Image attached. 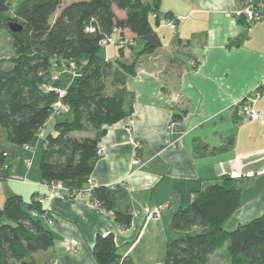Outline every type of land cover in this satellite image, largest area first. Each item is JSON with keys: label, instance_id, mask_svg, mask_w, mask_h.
Returning <instances> with one entry per match:
<instances>
[{"label": "crops", "instance_id": "obj_1", "mask_svg": "<svg viewBox=\"0 0 264 264\" xmlns=\"http://www.w3.org/2000/svg\"><path fill=\"white\" fill-rule=\"evenodd\" d=\"M246 5V0H160L164 24L157 34L169 35L160 34L161 47L140 58L134 76L116 66L107 82L109 95L120 90L130 95L131 114L105 128L88 179L92 185L86 182L73 195L65 185L49 189L41 182L40 161L33 164L35 148L7 146L9 172L0 180V209L14 195L26 204L32 198L41 202L45 216L39 218L52 233L53 246L35 255L40 264H96L95 238L107 234L114 236L118 255L132 264H163L166 242L180 235L170 230L172 216L223 177L235 180L241 192L229 228L264 214V16L246 25L234 17ZM168 21L175 23L173 29ZM121 38L126 45L119 59L130 64L138 52L132 55L127 48L136 39L128 31L111 39ZM57 76L65 83L66 74ZM258 87L253 106L260 119L252 121L235 104ZM63 113L68 111L52 116ZM173 116L178 121L170 129ZM49 124L36 136L42 151ZM98 186L129 195L133 217L127 229L91 201ZM159 205L166 206L160 218L146 220L145 211Z\"/></svg>", "mask_w": 264, "mask_h": 264}, {"label": "trees", "instance_id": "obj_2", "mask_svg": "<svg viewBox=\"0 0 264 264\" xmlns=\"http://www.w3.org/2000/svg\"><path fill=\"white\" fill-rule=\"evenodd\" d=\"M8 1L0 0V27L10 37L15 54L0 61V177L8 178L9 171L3 169L9 157L7 146H28L60 102L71 120L57 122L55 134L44 137L39 171L42 184L61 183L73 195L83 189L93 171L105 128L131 114L129 94L124 90L107 93L114 68L134 76L140 58L161 47L156 31L161 24L160 0H77L66 6L60 0H22L14 19L6 15ZM114 9L123 16L118 17ZM9 23L20 25L22 31L11 32ZM124 31L141 40L142 49L130 64L123 63L119 59L123 55L121 38L117 43L119 58L106 60L100 55L102 41ZM61 61L68 69L73 64L77 74L69 83L55 75ZM53 76L57 80L53 81ZM68 78L73 79L71 75ZM57 89L64 94L59 96ZM172 121L176 123L178 117L173 116ZM90 199L112 212L121 229L130 226L133 211L126 192L98 186L92 188ZM240 202V189L231 178L223 177L197 191L191 203L170 220V230L180 235L166 242L163 264H213V256L221 251L227 264H264V214L233 230L225 229ZM42 216L45 211L34 198L27 204L17 195L4 201L0 209V264H40L35 255L53 246L52 233L43 226ZM92 254L96 264H132L118 255L112 234L97 235Z\"/></svg>", "mask_w": 264, "mask_h": 264}, {"label": "rangeland", "instance_id": "obj_3", "mask_svg": "<svg viewBox=\"0 0 264 264\" xmlns=\"http://www.w3.org/2000/svg\"><path fill=\"white\" fill-rule=\"evenodd\" d=\"M21 1L22 0H9L8 1L9 9H8V13L6 15H7V17L9 19H14L15 18V9H16V7L18 6V4ZM74 1H77V0H60L62 6H66L67 4H69L71 2H74ZM114 11H115V13H116V15L118 17H122L123 16V14L120 11H117L116 9H114ZM59 12H60V10L58 9L50 17V20H49L50 23H53L54 19L58 16ZM160 20H161V25H163L164 24L162 22L163 21V18H160ZM156 31H157V29H156ZM158 33H159V36H160V34H162V33H166V34L169 35L170 32L169 31L165 32L163 30H160V31H158ZM118 42H116V43L114 42L112 44L110 43L107 46L102 47L101 48V51H100V55L101 56H104L105 55V52H106L105 48H107V51H108V54H107V58L108 59L107 60L114 62L115 59H118L119 58V55H118V53H119V51H118L119 46L117 45ZM143 44L144 43L141 40L136 39V45L133 46L131 50L129 48H127V50H128V52L132 53V55H135L137 52H139L142 49ZM14 54H15V51H14V48H13V46L11 44L10 37L7 35L4 27H0V61H6L9 58L13 57ZM127 62H129V61H127ZM65 64H67V63L64 62V61H61V64H60L59 68L56 70V74L55 75H57V74L59 75L61 73H64V74H66L68 76V75L71 74L72 76H74L73 79L68 78L65 81V83H69V82H71L72 80H74L77 77V74H74L73 69H71V68L69 69V71L71 72L70 73L68 71V68L66 67ZM67 76H65V77H67ZM63 111H65V110L63 109ZM52 117H55V118L50 121V119ZM52 117L48 120V123H50L49 126H48V128L46 130H44V134H45L44 136L45 137L50 134V132L53 129V126L57 122L71 120V115L68 114V113H63V114L56 115V116H52ZM52 134H55V132L53 131ZM37 137L30 143V146L32 148H35V152H36V157H33L32 158L33 159L34 166L40 161V156H41L42 146H43L42 143L37 144V146H36ZM225 229L226 230H233L234 227L229 228V224H225ZM212 263L213 264H227V259H226L225 253L222 252V251L219 252V253H216L213 256V258H212Z\"/></svg>", "mask_w": 264, "mask_h": 264}, {"label": "built area", "instance_id": "obj_4", "mask_svg": "<svg viewBox=\"0 0 264 264\" xmlns=\"http://www.w3.org/2000/svg\"><path fill=\"white\" fill-rule=\"evenodd\" d=\"M246 1H247V5L244 8L236 11V13L234 14V17L239 18V19H243L246 25H251L252 23H255V22H257L263 18V16H264V0H246ZM174 25L175 24L171 21L166 22V26H168L171 29L174 28ZM86 31L94 32V29L87 28ZM110 43L112 44L114 42L112 41L111 38H107V39L102 41L101 45H102V47H105ZM120 44H121V42H120ZM125 44H126V41H123L122 45H125ZM70 68L71 69L73 68V64L70 65ZM68 71H69V69H68ZM71 77L73 78L74 76L71 75ZM57 78H58L57 76H53L54 81L57 80ZM57 94L59 96H62L64 94V91L57 89ZM259 97H260V91H259V87H258L254 90V93L251 97H248L242 101H239L238 103L235 104V107H239L241 114L244 115L249 120H252V121L259 120L260 114L253 106L255 101ZM61 109H64L65 111H67V108L65 106L60 104V102H57L55 104V113L60 111ZM175 125H176V123L174 121H172V123L170 124V129H172ZM26 165L30 166V162L26 161ZM3 169L9 171V168L7 166H4ZM0 180H2V177H0ZM87 183H88V185H92L91 180H87ZM47 187L49 189H60L62 187V184L56 183L53 185H49ZM88 192H90V190H88ZM94 204H95V206H99V204L97 202H95ZM165 207H166L165 205H159V206L147 209L145 211L146 220L159 219L161 216V213L165 209ZM49 224L51 225V223H49Z\"/></svg>", "mask_w": 264, "mask_h": 264}, {"label": "water", "instance_id": "obj_5", "mask_svg": "<svg viewBox=\"0 0 264 264\" xmlns=\"http://www.w3.org/2000/svg\"><path fill=\"white\" fill-rule=\"evenodd\" d=\"M8 27H9L10 31L13 33H17V32L22 31V27L16 23H9Z\"/></svg>", "mask_w": 264, "mask_h": 264}]
</instances>
